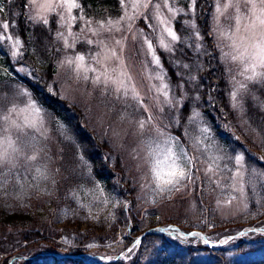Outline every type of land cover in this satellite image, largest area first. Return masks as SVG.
Segmentation results:
<instances>
[{"label":"rangeland","instance_id":"obj_1","mask_svg":"<svg viewBox=\"0 0 264 264\" xmlns=\"http://www.w3.org/2000/svg\"><path fill=\"white\" fill-rule=\"evenodd\" d=\"M11 1L13 0L5 2ZM27 1L26 12L33 24L49 27L53 14L58 21L56 48L60 56L58 74L54 78L57 84L51 82V94H60L64 99L62 101L70 102L69 108L82 113L80 115L83 118L82 130L85 138L92 137L97 145H105L103 140H107L110 144L107 158H110V166L116 174L114 178L111 176L110 186H105L101 179L91 174L90 184L78 183L63 191L54 201L53 189H56L57 184L54 154L57 152V140L60 135H69V132L60 116L39 102L22 80L14 79L32 78L35 69L24 62L23 41L11 33L13 23L9 20L6 4L0 0V76L4 74L2 59L6 56L3 46L10 52L12 64L17 70V74L11 72V80L0 79V118L10 115L13 119L22 120V114L14 115L9 109L25 108L29 99L37 102L43 109L42 129L43 136L46 137L41 140L40 157L47 163L46 179L39 178L22 159L14 170H9L6 166L0 169V196L6 201V209L24 212L22 221L25 229H34V223L48 227L47 232L41 234L36 233L37 230H30L35 232L22 239L17 231L10 235L9 231L12 229H7L2 223L0 227L4 229L3 232L0 231V240L4 235H7V240L2 241L4 251L0 248V262L7 258L11 264H47V259L40 255L42 253L28 257V251L33 244L56 253L58 257L65 254L75 255L80 258V264H101L104 262L103 257L114 261L119 258L128 260L139 249L136 239L147 229H151L152 234L163 240H167L169 236L187 238V233L191 231H194L195 236L213 244L229 243L243 238V247L251 248L255 241L251 233L264 235V151L251 149L243 142L238 143L225 128L220 129L208 123L207 118L198 110L190 112L182 135L173 126L177 112L183 106V100L172 93L159 49L167 54L172 53L178 41L170 43V52L162 48L159 43L161 35L164 36L165 43H169L170 38L162 33L163 26L156 18L157 11L153 5L160 4L159 12L177 35L176 22L181 21L182 32L199 39L198 22L195 11H192L191 0H168V4L178 10L176 16L168 12L164 0H151L147 8L142 6L145 0H124L123 5L117 0L120 7L116 16L109 13L85 15L83 11L77 14L78 9H73L71 15L77 17L75 21H71L69 14L62 8L42 10L47 0ZM77 2L79 3L78 0ZM216 2L217 0L209 1V30L212 40L218 46L221 61L229 72V99L232 108L241 113L245 88L253 84H264V77L257 76L253 81L246 79L252 73L244 72V65L231 62L225 55L231 53L232 49L228 47L229 41L219 34L229 29L228 17L234 14V9H225L224 15L217 21ZM225 3L226 0H220L222 8ZM81 15L84 20L80 19ZM41 17L46 18L48 23L45 24ZM89 20L91 24H88ZM108 20L115 27L109 29ZM101 22L104 24L103 28L100 26ZM5 24L8 25L6 29L3 27ZM92 30L97 34L94 35ZM192 30L195 33H190ZM145 37L152 41L162 67L152 63L144 43ZM65 39L68 40L69 47H65ZM17 40L20 44L14 48L13 44ZM117 40L122 44L117 45ZM109 49L115 50L122 58L142 104L133 100L131 94L127 98L121 94L119 99L110 91L107 95H101L100 88L91 83L93 73H89L88 82L77 80L75 72L66 63V60L74 59L77 54H83L87 64L101 70V64L105 63L104 57ZM94 58L100 59L101 64H96ZM107 64L109 67H119L118 62L113 59H109ZM7 69L10 68H5V71ZM257 72L264 73V69L257 68ZM158 74L164 76L163 81L156 79ZM163 83L168 85L167 97L160 91ZM233 92L237 94L235 100L232 98ZM141 120L145 122L144 129L139 128ZM205 128L207 132L202 131ZM158 133L174 138L178 147L183 148L187 157L192 160L189 169L192 179L182 182L178 190L170 193H159L155 190L149 169V141L155 139ZM13 135L16 133L13 132ZM71 140L78 141L73 133ZM82 151L80 149L78 152L79 162L82 165L90 164ZM237 156L243 157L240 164L236 163ZM210 157L215 160L214 164ZM210 164L212 171L209 172ZM116 165L124 177L122 182L119 180ZM121 209L135 219V230L126 221L128 216L121 215ZM241 218L246 222L245 227L236 224L237 219L239 222ZM173 219H177L178 224L172 223ZM249 219L256 220L257 225H250ZM101 220H108V229L111 226L114 229V234L105 238L104 242L98 237V229L93 227L94 236H88L86 232L89 226L85 223ZM152 221L157 224L153 226ZM28 226L30 228H26ZM254 227L259 230L247 232ZM136 231L140 233L137 236ZM133 245L135 247L128 250ZM194 251V263H197V259L206 258L195 247ZM20 261L24 262L19 263Z\"/></svg>","mask_w":264,"mask_h":264},{"label":"trees","instance_id":"obj_2","mask_svg":"<svg viewBox=\"0 0 264 264\" xmlns=\"http://www.w3.org/2000/svg\"><path fill=\"white\" fill-rule=\"evenodd\" d=\"M1 1L6 4L9 20L13 23L11 33L23 41V60L26 65L35 69L32 78L17 77L14 79L22 80L32 90L39 102L60 116L64 125H67L66 131L69 132V135L66 133L60 135L57 140V152L54 154L57 181L56 189H53L55 191L54 201L59 198L63 191L78 183L88 184L91 174L101 179L105 186H110L111 176L114 178L116 174L114 168L110 166V158H107L109 155L107 150L110 144L104 139L105 145H97L92 137L87 136L85 138L82 130L83 118L80 115L82 113L74 110V108H69L70 102L62 101L64 99L60 94V96L58 94L53 96L50 92L51 82L57 84L54 78L58 74L60 56L56 48L58 45L56 16L53 14L50 18L49 27H45L44 24H33L26 12L27 0H13L10 3H6L7 0ZM78 1L81 8L78 9L77 14L83 11L85 15L98 16L109 13L116 16L119 12L120 6L117 0ZM209 1L196 0L194 15L198 22L199 39L183 33L180 28L182 22L177 21L176 30L180 40L177 42L176 48L169 54L159 49L172 93L183 100V106L177 112L173 126L177 129L176 132L182 135L183 128L187 126V118L190 112L198 110L207 118L208 123L220 129L225 128L224 130L228 131L230 137H233L238 143L241 142L242 144L243 142L251 149L264 151V84H253L245 88V101L241 113L232 108L229 99L231 92L229 72L221 61L218 46L212 40L209 30L211 18ZM190 33H195V31L192 30ZM45 46L48 48L46 49ZM3 50L6 56L2 59L4 74L0 76V79L11 80V72L17 74V70L12 64L13 58L9 54L10 52L4 49V46ZM7 67L11 70L5 71ZM76 107L80 108L81 106ZM72 133L77 136V142L71 140ZM80 149L83 150L82 153L91 162L90 164L82 165L79 162L78 152ZM115 168L119 180L122 182L124 177L119 172L117 165ZM5 202V199L0 196V226L3 223L4 227L7 226V229H12L9 231L10 235H13V231H17L22 239H26L28 234L35 232L30 230H37L36 233L40 234L47 232L48 227L38 226L36 223L32 227L34 229H25L23 226L25 224L22 221L24 212L6 209ZM129 210L131 212L130 207ZM121 215L128 216L126 221L130 223L131 229L135 230V219L122 209ZM249 221H251L250 225L256 224V220L249 219ZM171 222L178 224L176 223L177 219H173ZM85 224L89 226L86 228L87 235L94 236L93 230L96 228L100 232L98 237L102 242L114 234L112 226L108 229V220L95 223L90 221ZM156 224L152 221L153 226ZM236 224L242 227L245 226L246 222L241 218L239 222L237 219ZM3 229L0 227L1 232ZM139 234L137 231L135 232V236ZM251 234L255 237V241L249 249L243 247V238L221 245L206 246L194 237L184 239L179 236H169L167 240H163L156 234H147L142 239L137 252L130 259L104 261L101 264H264V235ZM5 240H7V235H4L0 240V248L3 251L2 241ZM32 246L28 251L29 258L46 251L38 245L33 244ZM194 247L196 251H201L206 258L197 259V263H194L192 258L195 252ZM45 258L47 264H80L79 261L71 258L48 256ZM180 260L181 262H179ZM23 262L20 261L19 263ZM0 264H9V260L4 258ZM14 264L18 263L15 262Z\"/></svg>","mask_w":264,"mask_h":264},{"label":"snow or ice","instance_id":"obj_3","mask_svg":"<svg viewBox=\"0 0 264 264\" xmlns=\"http://www.w3.org/2000/svg\"><path fill=\"white\" fill-rule=\"evenodd\" d=\"M120 2L122 5L124 4V0H120ZM149 3H151V0H145L142 6L147 8ZM191 3L192 11L194 12L195 0H191ZM164 5L172 16H176L178 10L171 7L168 4V0H164ZM136 6L138 5H134V7ZM153 7L157 11L156 18L159 24L163 26L162 33H166L170 38V42L165 43L164 36L161 35L159 43L165 51L170 52L172 50L170 43L179 41L180 37L163 17V14L159 12L160 4L156 3ZM54 8L64 9L69 14L70 20L75 21L77 17L71 15V13L73 9H80L81 5L77 0H58V2L57 0H47L42 10L52 11ZM228 8L234 9V14L228 17L230 21L229 29L219 34L229 41L228 47L232 49L231 53H226L225 55L231 62H239L244 65V72L250 71L252 73L246 79L253 81L257 76L264 77V73L257 72V68L264 69V0H226L223 8L220 0H217L215 5L217 21H219L220 16L224 15V10ZM41 19L45 24L48 23L46 18L41 17ZM80 19L84 20V17L81 15ZM88 24H91L90 20ZM107 24L109 29L115 27L111 20H108ZM100 26L104 27L103 22H101ZM3 27L6 29L8 25L5 24ZM92 31L94 35L97 34L95 30ZM69 35H71L70 26ZM88 43H92V41H88ZM144 43L147 45V52L151 55L152 63L157 67H162L152 41L145 37ZM19 44L20 41L17 40L13 47L15 48ZM64 44L65 47H69L67 39L64 40ZM116 44L121 45L122 42L117 40ZM94 59L96 64H101L100 59ZM109 59L117 61L119 67H109L107 64ZM104 60L105 63L101 64V70L87 64L86 57L83 54H77L74 59L66 60V63L75 72L77 80L82 79L88 82L90 80L89 73H93L91 83L100 88L101 95H107L110 91L112 95L119 99L121 94L125 98L131 94L133 100L142 104L143 101L136 90V86L132 83V77L117 52L109 49L105 54ZM243 74L242 72L241 75ZM156 79L163 81L164 76L158 74ZM167 88L168 85L163 83L160 89L166 97L168 95ZM236 95V92L232 93L233 100L236 99ZM9 111L14 115L22 114L23 119L16 120L10 115H4L0 118L2 120V123H0V169L6 166L9 170H14L22 159L39 178L46 179L47 163L40 157V152L42 151L41 140L46 139L43 136L42 129V107L34 100L29 99L25 108L18 110L13 107ZM144 127L145 122L143 120L139 121V128L144 129ZM202 131L207 132V129H202ZM13 132L16 133L15 136ZM149 148L148 164L157 192L170 193L178 190L182 182L192 179V173L189 170L192 160L187 157V153L184 152L183 148L178 147L174 138L165 136L164 133H158L155 139L149 141ZM209 159L213 164L215 163L213 158L210 157ZM242 159L243 157L237 156L236 163L240 164ZM208 171H212L211 164Z\"/></svg>","mask_w":264,"mask_h":264}]
</instances>
